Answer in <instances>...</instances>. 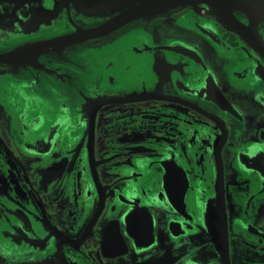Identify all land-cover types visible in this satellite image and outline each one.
Returning a JSON list of instances; mask_svg holds the SVG:
<instances>
[{"label": "flooded vegetation", "instance_id": "1", "mask_svg": "<svg viewBox=\"0 0 264 264\" xmlns=\"http://www.w3.org/2000/svg\"><path fill=\"white\" fill-rule=\"evenodd\" d=\"M117 14L3 0L0 55ZM0 264H264L258 47L201 0L0 60Z\"/></svg>", "mask_w": 264, "mask_h": 264}, {"label": "water", "instance_id": "2", "mask_svg": "<svg viewBox=\"0 0 264 264\" xmlns=\"http://www.w3.org/2000/svg\"><path fill=\"white\" fill-rule=\"evenodd\" d=\"M67 5L72 4L81 13L93 17L110 15L118 12L117 15L108 21L94 27L83 29L75 26L71 34L59 36L53 39L44 40L31 44L9 53L1 54L0 60L7 62H22L28 60L34 54L48 50H54L66 45L102 36L115 28L141 16L152 14L159 10L182 2L199 3L201 0H63ZM205 1L228 25L243 34L252 44L264 55V41L257 32V21L264 17V0H202ZM3 0H0V3ZM232 9H238L248 16V25H244L233 14ZM70 16V14H69ZM49 19H51L49 17ZM52 21V20H51ZM72 22V20H71ZM73 23V22H72ZM171 50L175 46L164 47Z\"/></svg>", "mask_w": 264, "mask_h": 264}, {"label": "rangeland", "instance_id": "3", "mask_svg": "<svg viewBox=\"0 0 264 264\" xmlns=\"http://www.w3.org/2000/svg\"><path fill=\"white\" fill-rule=\"evenodd\" d=\"M182 3H185V2H182ZM178 4H181V3H178ZM175 5H177V4H175ZM175 5H174V6H175ZM171 7H172V6H171ZM168 8H169V7H168ZM166 9H167V8H166ZM159 11H161V10H159ZM156 12H158V11H156Z\"/></svg>", "mask_w": 264, "mask_h": 264}]
</instances>
